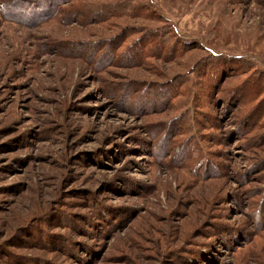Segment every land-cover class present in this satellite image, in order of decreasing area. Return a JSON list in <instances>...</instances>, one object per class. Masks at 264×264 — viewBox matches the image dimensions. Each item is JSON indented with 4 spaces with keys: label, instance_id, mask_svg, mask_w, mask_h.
I'll use <instances>...</instances> for the list:
<instances>
[{
    "label": "rangeland",
    "instance_id": "obj_1",
    "mask_svg": "<svg viewBox=\"0 0 264 264\" xmlns=\"http://www.w3.org/2000/svg\"><path fill=\"white\" fill-rule=\"evenodd\" d=\"M0 264H264V0H0Z\"/></svg>",
    "mask_w": 264,
    "mask_h": 264
}]
</instances>
